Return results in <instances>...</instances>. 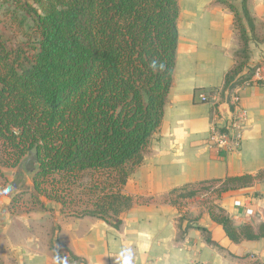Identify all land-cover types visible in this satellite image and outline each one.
<instances>
[{
  "label": "trees",
  "instance_id": "1",
  "mask_svg": "<svg viewBox=\"0 0 264 264\" xmlns=\"http://www.w3.org/2000/svg\"><path fill=\"white\" fill-rule=\"evenodd\" d=\"M225 5L242 42L237 55L245 58L246 30L236 9ZM3 6L13 8L2 14L18 30L31 21L33 35L21 32L34 43L11 45L0 33V165L15 168L30 156L35 201L53 200L65 212L77 187L88 197L79 217L108 223L110 216L117 228L118 216L133 203L122 189L163 117L175 67L178 0H0ZM241 14L253 32L246 0ZM153 60L163 70L150 68ZM236 73L225 76L224 90L240 83L233 81ZM85 175L89 182L81 184ZM252 181L243 175L210 186L220 184L219 199ZM208 214L233 243L264 238L263 225L255 233L249 225L233 226L220 208L211 206ZM206 242L217 246L209 236Z\"/></svg>",
  "mask_w": 264,
  "mask_h": 264
},
{
  "label": "crops",
  "instance_id": "2",
  "mask_svg": "<svg viewBox=\"0 0 264 264\" xmlns=\"http://www.w3.org/2000/svg\"><path fill=\"white\" fill-rule=\"evenodd\" d=\"M183 5L178 0L175 67L161 124L122 189L133 203L118 216V227L69 216L59 203L51 207L41 198L33 211L13 215L0 196V264H64V258L67 264H264V238L233 243L208 214L214 206L236 228L249 225L257 233L264 226V87L239 89L246 114L240 149L228 153L207 145L209 126L224 125L228 117L225 76L236 69L233 81L242 83L248 69L264 63V0H246L253 32L241 0L231 4L246 30L245 58L237 55L242 42L225 4L214 0L213 7L197 10ZM200 94L210 101L201 102ZM243 175L252 183L216 199L220 184L211 181ZM185 191L195 196L176 197Z\"/></svg>",
  "mask_w": 264,
  "mask_h": 264
},
{
  "label": "rangeland",
  "instance_id": "3",
  "mask_svg": "<svg viewBox=\"0 0 264 264\" xmlns=\"http://www.w3.org/2000/svg\"><path fill=\"white\" fill-rule=\"evenodd\" d=\"M183 7L186 6L188 9L197 10L205 8L206 6L213 7L214 0H182ZM223 1L225 4H232L233 0H219ZM196 6V7H195ZM9 8L8 6L0 7V33H4L5 37L10 40L11 45H25L26 43L33 42V40L28 41V38L33 35V30L31 28V21L27 19V24L29 28H23L21 31H28L29 37H25L22 35V32L18 30L13 22H11L8 17H4L2 12ZM17 15L22 18L24 12L17 11ZM36 168V164L33 162L30 156H26L23 158L20 165L15 168H7L0 165V196L4 199H7L8 207L11 210V214H20V213H28L29 211H33L32 209L35 206V200L31 197L32 192V180L31 177L33 175V171ZM81 184H85L89 182V176L85 175L82 178ZM209 192V191H208ZM76 198V200L74 198ZM209 195H204V200H206ZM42 201L44 198L40 197ZM46 200V199H45ZM70 204L67 205V209L64 213L69 216L79 217L85 207L88 204V197L85 195V192H81V190L75 187L74 193L70 200ZM49 205L53 207L55 202L50 200ZM3 204H5L3 202ZM37 204V203H36ZM38 205V204H37ZM37 209V208H36ZM53 212V209H51ZM108 222L114 225V219L112 217H108Z\"/></svg>",
  "mask_w": 264,
  "mask_h": 264
},
{
  "label": "built area",
  "instance_id": "4",
  "mask_svg": "<svg viewBox=\"0 0 264 264\" xmlns=\"http://www.w3.org/2000/svg\"><path fill=\"white\" fill-rule=\"evenodd\" d=\"M248 78L242 83L234 86L231 89L225 90L226 96L224 105L227 107V119L224 125L211 124L209 126L207 145L211 149L225 151L228 153L238 151L243 140V129L246 121L245 110L240 106L239 89L241 86L254 84L264 87V63H259L248 69ZM201 102H209V98L204 95H199ZM212 190L206 193L210 195ZM235 207H240L239 202L234 204ZM246 215H252L250 210H247Z\"/></svg>",
  "mask_w": 264,
  "mask_h": 264
},
{
  "label": "clouds",
  "instance_id": "5",
  "mask_svg": "<svg viewBox=\"0 0 264 264\" xmlns=\"http://www.w3.org/2000/svg\"><path fill=\"white\" fill-rule=\"evenodd\" d=\"M164 65L162 63L158 64L157 61L153 60L150 64V68H152L153 70H156L157 68H159L160 70H163ZM58 259H60L58 257ZM64 264H67V258H64Z\"/></svg>",
  "mask_w": 264,
  "mask_h": 264
},
{
  "label": "water",
  "instance_id": "6",
  "mask_svg": "<svg viewBox=\"0 0 264 264\" xmlns=\"http://www.w3.org/2000/svg\"><path fill=\"white\" fill-rule=\"evenodd\" d=\"M5 204H8L9 201H7V199H4L3 201Z\"/></svg>",
  "mask_w": 264,
  "mask_h": 264
},
{
  "label": "bare ground",
  "instance_id": "7",
  "mask_svg": "<svg viewBox=\"0 0 264 264\" xmlns=\"http://www.w3.org/2000/svg\"><path fill=\"white\" fill-rule=\"evenodd\" d=\"M196 7V6H195Z\"/></svg>",
  "mask_w": 264,
  "mask_h": 264
}]
</instances>
